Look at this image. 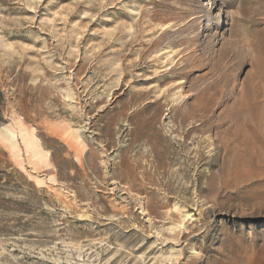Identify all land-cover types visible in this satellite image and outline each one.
I'll list each match as a JSON object with an SVG mask.
<instances>
[{
    "label": "rangeland",
    "instance_id": "rangeland-1",
    "mask_svg": "<svg viewBox=\"0 0 264 264\" xmlns=\"http://www.w3.org/2000/svg\"><path fill=\"white\" fill-rule=\"evenodd\" d=\"M263 137L264 0H0V264H264Z\"/></svg>",
    "mask_w": 264,
    "mask_h": 264
},
{
    "label": "bare ground",
    "instance_id": "bare-ground-1",
    "mask_svg": "<svg viewBox=\"0 0 264 264\" xmlns=\"http://www.w3.org/2000/svg\"><path fill=\"white\" fill-rule=\"evenodd\" d=\"M233 132V131H232ZM14 137V134H11V138H13ZM264 138V137H263ZM262 142V141H261ZM261 145V144H260ZM167 149V148H166ZM252 150V149H251ZM154 153V152H153ZM165 154H166V150H164L163 152H161L160 154H158L157 156L159 157V159L160 160H164V158H165ZM257 158H255V163H256V165H257V168H259L262 172H264V153L263 152H261V151H259L258 150V152H257ZM253 159V158H252ZM230 166H231V164H230ZM232 168H229L228 169V172L230 171V170H232V172L233 171H235L234 173L235 174H240L241 172H240V170L238 169V165H233V166H231ZM227 168V167H226ZM231 172V171H230ZM226 174H228V173H225V175ZM187 216V215H186Z\"/></svg>",
    "mask_w": 264,
    "mask_h": 264
}]
</instances>
